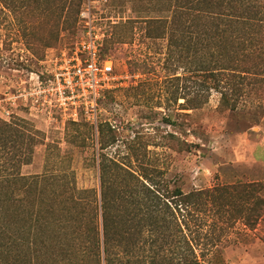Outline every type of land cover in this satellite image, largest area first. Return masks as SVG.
<instances>
[{
  "label": "trees",
  "instance_id": "16d2710c",
  "mask_svg": "<svg viewBox=\"0 0 264 264\" xmlns=\"http://www.w3.org/2000/svg\"><path fill=\"white\" fill-rule=\"evenodd\" d=\"M143 1L142 8L134 5L136 12L165 16L115 27L131 24L132 32L167 38V61L184 68L193 82V96L183 109L201 108L216 91L218 108L235 111L247 87L264 80V0ZM27 2L32 19L47 34L36 39L39 49L59 44L61 31L80 21L86 0ZM102 55L106 58L103 47ZM28 125L24 119L0 118V264H201L198 249L203 256L217 244L214 237L203 243L202 234L194 235V217L216 210L221 216L228 213L234 224L246 221L248 211L264 203L256 196L255 183L190 192L175 183L164 189L144 168L133 169V158H140L136 151L126 154L128 163L100 154V193L70 183L74 171L56 168L24 175L22 167L32 162L34 146L44 137ZM118 140L109 124L101 126V150ZM107 160L121 178L116 188L107 181L112 169ZM256 197V207H250ZM260 218L257 214L247 222L257 224Z\"/></svg>",
  "mask_w": 264,
  "mask_h": 264
},
{
  "label": "rangeland",
  "instance_id": "374dc122",
  "mask_svg": "<svg viewBox=\"0 0 264 264\" xmlns=\"http://www.w3.org/2000/svg\"><path fill=\"white\" fill-rule=\"evenodd\" d=\"M91 5L94 25L104 39L103 54L113 59L116 78L102 89L95 107L79 96L57 108L41 105L42 100L34 104L29 93L38 76L45 79L49 60L63 50L72 51L83 39V25L78 21L61 31L59 44L38 49L36 39L47 34L32 19L27 0H0V118L24 119L44 136L34 146L32 162L21 172L74 171L70 183L100 193L104 158L100 154L128 163L126 154L136 151L140 158H133V169L144 168L164 189L175 183L184 192L255 183L256 196L264 201V80L247 87L235 111L218 108L216 91L201 108L183 109L193 96V82L184 68L167 61V38H149L140 29L132 32L131 24L115 27L132 19L165 15L136 12L134 5L142 8L143 0H91ZM119 34L126 37L121 39ZM107 124L119 140L101 150L100 128ZM129 140L134 141L132 148L126 144ZM110 160L107 181L116 188L121 178ZM256 199L250 207H256ZM257 214L261 217L257 224L253 219L247 222ZM247 215L246 221L234 224L228 213L221 216L216 210L192 219V231L202 234L203 243L216 239L217 246L205 255L198 249L201 264H264V203Z\"/></svg>",
  "mask_w": 264,
  "mask_h": 264
},
{
  "label": "built area",
  "instance_id": "2783aa9c",
  "mask_svg": "<svg viewBox=\"0 0 264 264\" xmlns=\"http://www.w3.org/2000/svg\"><path fill=\"white\" fill-rule=\"evenodd\" d=\"M91 0H87L80 14L84 37L72 51H61L49 60L50 65L38 76L29 95L33 103L62 108L69 100L81 96L95 107L102 89L115 80V64L102 55L103 37L94 25ZM5 114L10 116V112Z\"/></svg>",
  "mask_w": 264,
  "mask_h": 264
}]
</instances>
